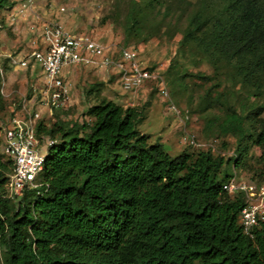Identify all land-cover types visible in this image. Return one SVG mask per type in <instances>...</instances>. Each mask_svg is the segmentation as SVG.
<instances>
[{
    "label": "trees",
    "instance_id": "1",
    "mask_svg": "<svg viewBox=\"0 0 264 264\" xmlns=\"http://www.w3.org/2000/svg\"><path fill=\"white\" fill-rule=\"evenodd\" d=\"M11 4L0 0V11ZM133 5L125 29L136 34L145 6ZM190 42L240 84L209 100L237 101L238 109L222 103L220 124L237 139L236 154L171 157L138 130L143 113L104 98L88 108L90 121L46 127L40 120L36 135L54 141L40 187L9 198L13 166L0 152L3 264H264V223L252 237L242 232L244 196L224 191L232 175L221 176L224 164L237 166L247 141L264 162V121L246 108L264 94V0H198L180 44ZM255 179L264 184V167Z\"/></svg>",
    "mask_w": 264,
    "mask_h": 264
},
{
    "label": "rangeland",
    "instance_id": "2",
    "mask_svg": "<svg viewBox=\"0 0 264 264\" xmlns=\"http://www.w3.org/2000/svg\"><path fill=\"white\" fill-rule=\"evenodd\" d=\"M9 1L12 3L8 9L11 24L5 22L6 13L0 11V66L5 67L3 78L6 82L4 94H0V152L3 130L13 111L40 113V120L46 127L57 122L71 126L75 122L90 121L88 108L104 98L123 107H136L143 113L145 118L138 130L148 135L150 143H162L171 157L195 155L201 150L223 155L224 159L236 154L237 139L224 134L220 124L224 119L222 103H231L237 108V101L209 100L217 96L218 91H237L240 84L237 82L234 86L231 72L214 68L192 42L180 44L198 0H186V3L184 0H158L148 6L145 0H35L26 8L16 0ZM132 5L136 9L145 6L137 20L142 31L136 34L135 30L126 32L125 29L126 13ZM61 7L63 11L59 10ZM41 19L58 21L70 32L88 34L112 50L121 46L135 47L141 66L163 74L174 113L155 92V83H144L139 93L132 94L123 89L122 80L111 72L68 66L62 73H70L69 101L66 107L50 114L39 92L41 72L33 64L22 68L6 63L7 55L21 59L35 46L41 27L38 20ZM246 108L247 111L257 109L256 117L264 121V94L251 96ZM249 122L247 119V126ZM191 139L195 145L189 143ZM260 155V148L247 141L237 166L224 164L221 176L227 173L238 181L257 183L255 177L264 167ZM3 251L0 246V264H3Z\"/></svg>",
    "mask_w": 264,
    "mask_h": 264
},
{
    "label": "built area",
    "instance_id": "3",
    "mask_svg": "<svg viewBox=\"0 0 264 264\" xmlns=\"http://www.w3.org/2000/svg\"><path fill=\"white\" fill-rule=\"evenodd\" d=\"M16 1L22 8L35 2ZM59 10L63 11V8ZM38 21L41 27L37 31L39 36L35 46L21 59L13 56L8 58L12 65L23 68L33 64L41 72L39 92L50 114L66 107L69 101L70 82L62 73V69L68 66L111 72L122 80L123 89L132 94L139 93L144 83H155V92L166 102L169 111L174 113V104L169 99L164 76L155 69L141 66L139 52L135 47L121 46L112 50L88 34L67 31L58 21ZM39 120L40 113L26 112L12 116L4 127L3 153L12 161L13 166L6 185L9 198L42 185L36 181L43 171L47 149L54 141L40 139L36 135ZM189 143L195 145L193 139ZM222 189L229 194H243L245 205L239 213L238 223L242 232L252 237L254 229L264 223V184L251 180L238 181L232 176L222 184Z\"/></svg>",
    "mask_w": 264,
    "mask_h": 264
},
{
    "label": "crops",
    "instance_id": "4",
    "mask_svg": "<svg viewBox=\"0 0 264 264\" xmlns=\"http://www.w3.org/2000/svg\"><path fill=\"white\" fill-rule=\"evenodd\" d=\"M9 7H7V8H5V9H3L2 10V13H6L5 14V22L9 25V24H11V22L9 21V17H8V13L10 12L9 10ZM7 56H9V55H7ZM15 58H17V57H15ZM6 63H7V66H10V67H15V65H12L11 64V62H10V60L8 59V61H6ZM73 67V66H72ZM5 67L4 66H0V94H4V86H5V84H6V82L4 81V72H5V69H4ZM76 68V67H75ZM79 68V67H78ZM83 69H85V70H91V69H88V68H83ZM92 71H95V70H92ZM95 72H97V71H95ZM68 75H70V73L68 74V73H66V74H64V76L66 77V78H68L69 76ZM4 96V95H3ZM115 103H117L116 101H114ZM118 104V103H117ZM23 112L21 111V110H18V111H13L12 112V114H11V116H10V118L12 117V116H14V115H21Z\"/></svg>",
    "mask_w": 264,
    "mask_h": 264
}]
</instances>
